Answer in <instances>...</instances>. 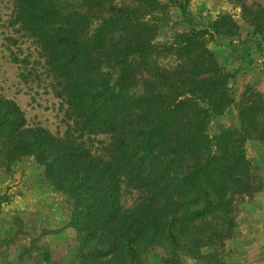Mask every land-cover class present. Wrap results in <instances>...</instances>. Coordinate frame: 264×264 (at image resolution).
<instances>
[{"label":"trees","instance_id":"obj_1","mask_svg":"<svg viewBox=\"0 0 264 264\" xmlns=\"http://www.w3.org/2000/svg\"><path fill=\"white\" fill-rule=\"evenodd\" d=\"M114 1L13 0L72 127L61 137L29 127L0 93V148L9 164L33 159L63 197L80 264L107 256L137 264L144 245L158 244L174 261L190 229L227 212L230 194L256 189L243 147L252 134L264 140V104L243 96L238 130L210 135V119L233 101L207 37L234 23L178 31L160 0ZM99 136L101 155L88 146ZM127 189L139 198L125 208Z\"/></svg>","mask_w":264,"mask_h":264},{"label":"rangeland","instance_id":"obj_2","mask_svg":"<svg viewBox=\"0 0 264 264\" xmlns=\"http://www.w3.org/2000/svg\"><path fill=\"white\" fill-rule=\"evenodd\" d=\"M160 1L168 7V19L178 31L209 30L222 20L234 23L229 34L207 37L208 49L229 74L228 95L233 101L224 113L210 119L208 133L218 136L226 128L238 130L243 96L247 100L258 94L264 104V0ZM56 91V81L39 47L14 21L13 0H0L1 95L17 103L29 127H41L61 137L72 121ZM105 140L95 137L88 146L101 155ZM244 142L256 189L249 194H230L227 212L218 209L190 229L176 260L172 261L169 247L144 245L137 264H264V140L252 134ZM2 151L0 148V264H80L73 259L78 236L64 228L65 218L60 214L63 197L52 191L33 159L9 164ZM138 198L137 192L127 189L122 203L127 208ZM85 264L122 263L107 256Z\"/></svg>","mask_w":264,"mask_h":264}]
</instances>
